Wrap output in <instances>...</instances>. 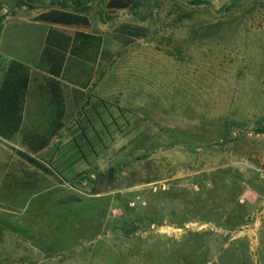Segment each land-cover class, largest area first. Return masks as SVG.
Wrapping results in <instances>:
<instances>
[{
  "label": "rangeland",
  "instance_id": "obj_1",
  "mask_svg": "<svg viewBox=\"0 0 264 264\" xmlns=\"http://www.w3.org/2000/svg\"><path fill=\"white\" fill-rule=\"evenodd\" d=\"M204 1L137 0L110 14L106 0H0V82L10 60L40 54L50 26L38 14L79 11L102 38L85 91L113 117L107 132L94 122L92 147L71 124L51 141L37 159L57 165L72 138L85 158L60 168L68 181L51 175L54 188L0 208V233L48 261L90 250L93 264H264V0ZM14 147L0 141V163ZM108 168V189L93 193ZM4 243L0 264H16Z\"/></svg>",
  "mask_w": 264,
  "mask_h": 264
},
{
  "label": "trees",
  "instance_id": "obj_2",
  "mask_svg": "<svg viewBox=\"0 0 264 264\" xmlns=\"http://www.w3.org/2000/svg\"><path fill=\"white\" fill-rule=\"evenodd\" d=\"M187 2L207 4L204 0ZM136 3L137 0H106L105 9L113 14L133 8ZM36 20L50 26L40 54L42 66L32 68L18 60H10L0 82V141L18 146L14 147L15 152L8 161L0 163L3 178L16 185L14 192H1L5 195L3 200L12 199L13 202L23 192L37 193L49 187L51 175L68 181L60 168L66 165L70 169L85 158L81 145L72 138L58 149L62 159L57 165L37 159L68 124L76 125L78 135L92 147L90 138L96 137L95 123L102 132H107L110 124L105 117L113 119L108 102L87 96L85 91L92 67L102 52V38L91 32L88 17L79 11L52 8L38 14ZM121 29L120 32L128 33L133 39L146 33L143 27L133 25H122ZM112 123L114 125V121ZM260 131L264 132V128ZM112 173L113 168H108L107 173L97 176V182L93 181L96 185L93 193L108 189L102 186L100 177L106 176L108 181ZM77 176L81 174H75V180ZM1 187L0 190L7 188ZM39 205L36 208L39 209ZM134 230L127 229V233Z\"/></svg>",
  "mask_w": 264,
  "mask_h": 264
},
{
  "label": "crops",
  "instance_id": "obj_3",
  "mask_svg": "<svg viewBox=\"0 0 264 264\" xmlns=\"http://www.w3.org/2000/svg\"><path fill=\"white\" fill-rule=\"evenodd\" d=\"M90 24H91V22H90ZM44 38H45V36L43 37V46H44ZM40 54H41V51H40ZM40 54L37 56L35 61L34 60H32L31 62H24L23 61L22 63H24V64H26L32 68H36L38 66L34 67V65H35L36 61L38 62L40 60ZM93 69H94V66L92 67L88 87L91 85V82L93 80V71H94ZM1 170L2 169H0V186H2V187L7 186V188L0 190V208L4 209L3 207L10 208V207H13L15 205H14V202L12 199L3 200V197L5 195H3L2 193L14 192L16 189V185H14L12 181H8L6 178H3L4 173H1ZM6 197H10V196H6ZM8 212H10V211H8ZM5 231H7V230H5ZM0 234L4 236L5 240H8V239L11 240L12 244L4 243V245L7 248L10 247V250H14V251L17 250L18 255H22L21 257H17L16 264H93V262H92L93 259L91 257L92 252L90 250H88V253H87L88 259L82 260L81 259L82 258L81 257V255H82L81 251L73 250L70 253H68L67 256H61V255H59V253H55V254L50 253L52 258H51V260L48 261L47 259H45L46 258L45 255H48V254H44L43 253L44 250H41L35 244L34 245L30 244L31 243L30 240H29L30 243L24 242L22 245V244H20L21 239H19L17 236L12 235L11 233H8V232L6 234H3V233H0ZM12 240H14L15 243ZM24 240H26V238H24ZM22 257H24V258H22Z\"/></svg>",
  "mask_w": 264,
  "mask_h": 264
}]
</instances>
